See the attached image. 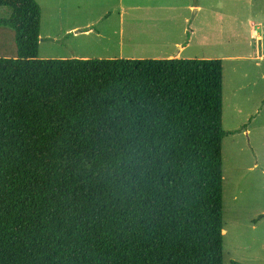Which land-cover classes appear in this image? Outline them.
Masks as SVG:
<instances>
[{
    "label": "trees",
    "instance_id": "trees-1",
    "mask_svg": "<svg viewBox=\"0 0 264 264\" xmlns=\"http://www.w3.org/2000/svg\"><path fill=\"white\" fill-rule=\"evenodd\" d=\"M0 8V264H224L223 61L42 59Z\"/></svg>",
    "mask_w": 264,
    "mask_h": 264
},
{
    "label": "rangeland",
    "instance_id": "rangeland-1",
    "mask_svg": "<svg viewBox=\"0 0 264 264\" xmlns=\"http://www.w3.org/2000/svg\"><path fill=\"white\" fill-rule=\"evenodd\" d=\"M35 1L42 9V59L174 58L175 44L190 40L183 58L223 61L225 105L226 98L231 105L246 101L252 78L255 99L245 105L264 100V0ZM10 15L0 8V19ZM17 57L15 32L0 28V58ZM231 123L226 113V132ZM243 133L223 141L224 264H264V114Z\"/></svg>",
    "mask_w": 264,
    "mask_h": 264
},
{
    "label": "crops",
    "instance_id": "crops-1",
    "mask_svg": "<svg viewBox=\"0 0 264 264\" xmlns=\"http://www.w3.org/2000/svg\"><path fill=\"white\" fill-rule=\"evenodd\" d=\"M89 31H92V30H89ZM76 34H78V33H76ZM251 35H252V37H255L257 41H259V42L262 41V36L255 29H253V31H251ZM194 36L195 35H193V37ZM194 39H195V37H194ZM194 39H192V42L194 41ZM189 41H187V43L184 44V45H182V43H176L175 44V46L178 49V52L175 54L174 58H183L180 55L184 51L185 46L189 45ZM259 45H260V43H259ZM257 54H258V51H257ZM169 57H171V56H169ZM184 59H189V58H185L184 57ZM255 82H256V79L252 78L251 80H249L246 83L245 88H246V94L248 95V98L244 102H239L238 105L236 103H234V105L229 104L228 98H226V105H225V93H227V92H226V87H225V83H224V87H223L224 126H225V114L226 113L228 114V117L232 119L233 123H231V124L235 125L234 128H230L229 129V131H228V133H230L229 135H232L233 133L234 134H238L240 131L244 132L243 134H245V133L249 134L250 131H251V125L254 122H256L257 120H259L264 114V104L261 105V102H264L263 99L260 102H258L256 105H254V106L245 105V103H247L248 99H255L254 98V96H255V92H254L255 91ZM238 89L235 86V88H234V93L235 94L238 92ZM228 94H229V97H230V94H232V93L229 92ZM226 97H227V94H226ZM255 103H256V100H255ZM248 122H250L249 125H247ZM236 123L239 126L236 127ZM245 126H247V127L244 128ZM258 166H259V161H258V159H256L252 167L256 169V168H258Z\"/></svg>",
    "mask_w": 264,
    "mask_h": 264
},
{
    "label": "water",
    "instance_id": "water-1",
    "mask_svg": "<svg viewBox=\"0 0 264 264\" xmlns=\"http://www.w3.org/2000/svg\"><path fill=\"white\" fill-rule=\"evenodd\" d=\"M77 33L79 32V31H76ZM224 232V231H223Z\"/></svg>",
    "mask_w": 264,
    "mask_h": 264
}]
</instances>
